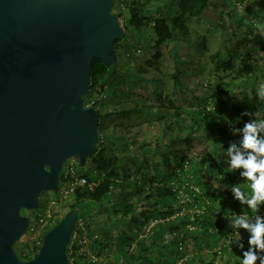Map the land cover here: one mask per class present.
<instances>
[{
  "label": "water",
  "instance_id": "obj_1",
  "mask_svg": "<svg viewBox=\"0 0 264 264\" xmlns=\"http://www.w3.org/2000/svg\"><path fill=\"white\" fill-rule=\"evenodd\" d=\"M113 2L0 0V264H68L77 207L33 259L15 247L29 229L24 212L57 189L64 164L97 151L99 113L84 97L92 60L112 66L126 34Z\"/></svg>",
  "mask_w": 264,
  "mask_h": 264
},
{
  "label": "rangeland",
  "instance_id": "obj_2",
  "mask_svg": "<svg viewBox=\"0 0 264 264\" xmlns=\"http://www.w3.org/2000/svg\"><path fill=\"white\" fill-rule=\"evenodd\" d=\"M138 1L146 4L145 9L149 15L168 18L169 11L174 8L177 0ZM211 3L212 7L223 11L224 25L220 30L193 20V32L187 41L176 36V40L156 47L151 39L155 40L154 35L144 32L138 33L139 39L138 44L134 45L135 48L131 45L132 40L127 37L119 43L116 68L122 71L123 77L115 76L110 80V87L101 98V110L98 112L100 117L106 115L103 118L102 132L111 136L110 141H107L109 145L112 148L117 147L118 172L121 178L127 181L136 180L139 185L147 187L149 178L171 172L172 170H167L162 163L163 156L168 158L171 166L176 160H180L179 156L196 158L191 164V167L196 168L198 157L216 148L215 141L227 144L226 135L218 136L214 131L215 121L226 125L224 131L227 134L231 130L230 119L235 115H238V121L243 124L253 118L241 116L244 111L253 113L257 118L264 117V97L258 95L259 85L264 83V50H259V55L253 59L254 63L261 67V72L245 82H242V78H232L231 75H236L235 73H225L216 56L217 53L224 56L243 36H264V0H211ZM244 16V25L235 26L236 18ZM248 21L252 22L251 27ZM155 54H158L156 59ZM233 56L234 52L231 57L234 70H242L244 64ZM147 62L153 65L146 66ZM142 70L144 72H141ZM212 92L214 93L211 94ZM212 95H216L214 101ZM224 103L229 104L230 109L225 110ZM192 111L199 112V115L204 112L205 116L202 122H197L198 127L192 130L190 140L186 142L185 137L191 133L186 127L190 126L193 118L198 120V115H190ZM161 114L166 116L164 120L159 121L158 116ZM199 127L201 128L198 129ZM233 129L239 128L234 126ZM219 152L221 153V150ZM129 158H136L137 164H133ZM69 162H73L76 170L82 174L90 175L93 172V165L89 161L83 166H77L73 159L68 160L66 164ZM213 166L214 164L211 165V170ZM179 175L184 177L183 174ZM159 182L165 183L163 178ZM46 196H49V193L41 196V202ZM71 203L72 200L59 208L58 212L62 217L68 212ZM86 203L87 208H82L83 205L78 208V218L94 228L95 224L104 219L103 210L110 212V207L119 204L120 200L113 199L112 205L103 204V207L97 208H93L90 202ZM174 203L173 206L176 207L177 204ZM140 205L139 210L145 217L154 207L149 200H143ZM33 212L27 211L24 214L30 217ZM117 217L119 215L115 218ZM61 218L54 223L59 222ZM34 228L35 224L31 220L28 231L16 247H24L29 242L28 235ZM185 248L186 253H196L192 240L185 242ZM204 253L208 255L209 251L203 248Z\"/></svg>",
  "mask_w": 264,
  "mask_h": 264
},
{
  "label": "trees",
  "instance_id": "obj_3",
  "mask_svg": "<svg viewBox=\"0 0 264 264\" xmlns=\"http://www.w3.org/2000/svg\"><path fill=\"white\" fill-rule=\"evenodd\" d=\"M145 6V3H141L138 0H114L113 2L112 14L121 19L126 30V36L124 38L127 37L131 39L133 44H131V41L130 44L133 45L134 48L136 47L134 45L138 44V33L150 32L155 38V40L151 38L152 41L156 47H159L161 44L175 39L176 36H180L184 41L189 40L193 32L191 28V22L193 20L207 23L210 28L215 30L222 29L224 25L223 11H219L217 8L212 7L211 0H177L174 8L169 11L170 16L168 18L166 16L149 15ZM230 16L232 17V15ZM245 18V16L243 18H236V22H234L235 26L240 27L244 25L245 22L243 19ZM248 23L250 27L253 25L250 21H248ZM120 42L121 40L114 43L116 61L112 66L107 67L98 59L92 60L89 92L84 97V101L85 104L88 105L90 100L94 98V104L92 106L97 111L101 110L100 101L110 87V80L115 76L123 77L122 71L116 68L118 60L117 50L119 49L118 46ZM259 50H264V36H261V34L257 36L250 34L249 38L243 36L236 46L232 50L227 51L224 56L220 53H217L216 56L219 58L218 64L225 73H235L236 75H231L233 76L232 78L235 80L242 78V82H245L251 80L256 73H260L262 70L261 67L253 61V59L259 55ZM233 52V57L245 66L242 70L237 72L234 70L235 66L231 60ZM157 56L158 54H155L154 58L156 59ZM152 65L151 63H146V66ZM141 72L144 71L142 70ZM117 82L118 81H116V83ZM213 93L214 92L211 94ZM215 96L216 95H212L213 101L216 99ZM120 102L122 103L123 101ZM204 103H206V101H204ZM223 108L228 110L230 109V105L224 103ZM238 114L240 113L238 112ZM190 115H198V120L196 121V119L193 118V122L191 121L192 123L190 126L186 127L187 130H191V133L185 137L186 142L190 140L189 136H191L192 130L196 126L198 127L197 122L199 123L204 120L205 113L202 112L199 115V112L192 111ZM165 116V114H161L158 116V120H164ZM237 116L238 115H235L230 119L231 129H233L234 126L240 129L244 125L242 122L238 121ZM105 117L106 115H102L101 117L99 115V142L97 151L89 155L86 160V162L89 161L93 165V172L90 175L84 174V177L88 181H96L98 184L92 191L79 189L71 198L72 203L69 205L68 211L73 207L79 208L80 205H83L82 208H87L86 202H90L92 207L102 206L103 204H108V206H110L112 205L111 201L113 199H119V204L110 207V213L114 216L115 214L120 215L122 217L121 219L128 217L129 223H132L138 219L135 210L140 201L149 200L154 204V207L150 212L146 211L149 215L144 218L143 224L152 220L159 221V223L152 228L150 238L153 239L155 243H151L150 248L155 245L156 247H158L157 245L160 246L161 244H156L157 240H167L168 234L177 232L173 238H170L166 245L164 243L162 244V250L174 254H171L175 259L171 260L172 262H170V264H175L176 260H178L177 258L183 256L178 249V245L189 237L199 242L200 248L203 247L209 251L208 260H204L202 256H199L198 264H239L237 256H241L242 250L235 247L233 244L223 246L227 240V236L231 233V229L229 228V222L221 218L224 214L228 215L226 209L240 206L238 201L233 200L230 187L233 184H239L241 177L238 171L233 173L232 170L228 168L227 162L225 161L227 157L223 152V150L226 151L231 143L239 142L238 136L233 132L226 134L224 131L226 125L224 123L220 125L218 121H215L214 126L216 130L214 131L217 132L218 136L226 135V140L229 141V144H220L219 141H215L216 148H212L210 153L198 157L199 162L196 168L191 167V164L196 158L187 159L185 156H179L180 160H176L174 165L171 166L168 158L163 156L162 163L167 170L171 169L172 171H168L169 173L166 172V175H157L149 178L146 187V185H139L136 180L130 182L127 181V179L121 178L117 166V162H119L116 155L117 147L112 148L109 142H107L110 141L111 136H107L102 132L103 118ZM200 128L201 127L198 129ZM220 150L221 153L219 152ZM129 160L133 164H137L136 158H129ZM186 163H188L190 168L185 171ZM212 164H214V166L211 170ZM76 165L79 166L78 163H76ZM179 173L183 174L184 178H179ZM161 178L164 179L165 183L162 184L159 182ZM172 183H175L176 186H183L185 184L189 186L190 183L195 184L200 189V194L196 192H187V195L193 202L174 207L173 204L177 200V193L173 191L172 185H169ZM205 201L208 202L210 206L206 208L203 214L193 215L194 219L191 221V215L188 210L192 208V204L200 205L202 202L203 204L206 203ZM183 207L186 208L187 213L171 219L173 216L178 215ZM57 223H54L52 227ZM188 224L195 226L196 230L189 231L186 228ZM241 231L244 232V230ZM130 239L132 240V238H128V241ZM220 247L221 249L217 251L216 248ZM246 248L247 243L245 244V249ZM16 252L18 257L23 261L31 260L36 256L29 251L28 245L24 247L22 245H17ZM183 264L194 263L192 259H187Z\"/></svg>",
  "mask_w": 264,
  "mask_h": 264
},
{
  "label": "built area",
  "instance_id": "obj_4",
  "mask_svg": "<svg viewBox=\"0 0 264 264\" xmlns=\"http://www.w3.org/2000/svg\"><path fill=\"white\" fill-rule=\"evenodd\" d=\"M93 104L94 98L90 100L88 105L85 104V106L89 107ZM231 131L239 135L236 129H231ZM189 168L190 167L188 163H186L185 171ZM178 176L179 178H182L181 175ZM97 184L98 182L96 181H88L84 177V174L78 172L73 162L64 164L61 180L57 189L53 192H49V196H46L42 202L40 199L38 209L34 210L33 214L30 217L28 216L29 221L31 222L32 220L35 224L34 230L30 233V235H28L30 236L28 240L29 242L26 244L29 247V251L33 255H36L38 253L42 244V239L46 232L51 229L56 220L62 217L61 213L58 212L59 208H62L66 203H68L79 189H87L88 191H92ZM239 184H241V182ZM171 185L173 187V191L177 193V200L175 201L177 206L184 204L186 205L193 202L187 195V192H200V189L195 184L191 183L189 186L187 184L183 186H176L175 183H172ZM208 206H210L208 202L204 204L202 202V204L200 205L192 204V208L188 210L189 214L191 215L190 220L193 221V215L203 214ZM231 210L235 211L236 213H240L241 206L232 207ZM185 213H187V211L186 208L183 207L182 211L178 215L173 216L171 219H174L177 216H182ZM260 214H264V207L261 208ZM224 215L227 216L226 214ZM224 215H222L221 218L224 221H228ZM157 223H159V221L157 220H152L144 223L145 225L143 227V234L145 238H150L152 228ZM186 228L189 231L196 230L195 226H193L192 224L186 225ZM233 231L234 230L231 229V233L227 236V240L223 246H228L229 240L232 238ZM176 233L177 232L168 234V239L164 240V244L166 245L169 242L170 238H173ZM241 235L246 244L247 234L241 231ZM99 249H101L99 232L96 229L91 228L87 222L81 220V218H78V221L72 233V237L67 246L68 264H108L99 256ZM178 249L181 253H184L186 251L185 240L182 243H179ZM216 249L217 251H219L221 247Z\"/></svg>",
  "mask_w": 264,
  "mask_h": 264
},
{
  "label": "clouds",
  "instance_id": "obj_5",
  "mask_svg": "<svg viewBox=\"0 0 264 264\" xmlns=\"http://www.w3.org/2000/svg\"><path fill=\"white\" fill-rule=\"evenodd\" d=\"M258 95L264 97V83L259 85ZM241 116L253 118L236 129L240 133L239 142L231 143L226 151L223 150L228 168L233 173L238 171L245 181L230 187L241 212L226 209L228 215L224 216L229 228L234 230L229 244L242 250L241 256H237L239 264H264V214H260L264 207V117L257 118L248 111L242 112ZM240 230L247 234L246 249Z\"/></svg>",
  "mask_w": 264,
  "mask_h": 264
},
{
  "label": "crops",
  "instance_id": "obj_6",
  "mask_svg": "<svg viewBox=\"0 0 264 264\" xmlns=\"http://www.w3.org/2000/svg\"><path fill=\"white\" fill-rule=\"evenodd\" d=\"M229 132L232 131L230 130ZM238 136H240V133ZM226 142L229 144V141ZM240 182L241 184L245 183L242 177ZM140 203L135 210L138 217L135 222L129 223L128 217L121 219L122 217L120 215L115 218L118 214L114 216L112 213L103 210L105 215L104 219L94 225V228L100 232L101 249H99V256L108 264H170L172 262L171 260L175 259L171 256L173 254L172 252L168 253L166 250H162V244L165 243L164 240H157L156 244L161 245H157L158 247L155 245L150 248L151 243L155 242L151 238L144 237L143 227L145 224H143V221L145 216L139 210L141 207ZM128 238H132V240L130 239L128 241ZM186 240H192V245L195 246L196 253L190 254L185 251L182 253V257L177 258L178 260H176L175 264H183L187 259H192L194 264H198L201 256L202 259L208 260L209 255L203 254V248L201 249L199 247V242L190 237Z\"/></svg>",
  "mask_w": 264,
  "mask_h": 264
}]
</instances>
